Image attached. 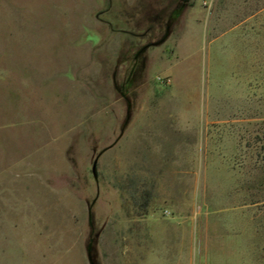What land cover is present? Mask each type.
I'll return each instance as SVG.
<instances>
[{
    "label": "rangeland",
    "instance_id": "374dc122",
    "mask_svg": "<svg viewBox=\"0 0 264 264\" xmlns=\"http://www.w3.org/2000/svg\"><path fill=\"white\" fill-rule=\"evenodd\" d=\"M91 263L264 264V0H0V264Z\"/></svg>",
    "mask_w": 264,
    "mask_h": 264
},
{
    "label": "water",
    "instance_id": "95a60500",
    "mask_svg": "<svg viewBox=\"0 0 264 264\" xmlns=\"http://www.w3.org/2000/svg\"><path fill=\"white\" fill-rule=\"evenodd\" d=\"M151 45H154V44H151ZM94 167H95V163H94V165H93V169H92V170H93V174H94ZM91 264H92V263H91Z\"/></svg>",
    "mask_w": 264,
    "mask_h": 264
}]
</instances>
